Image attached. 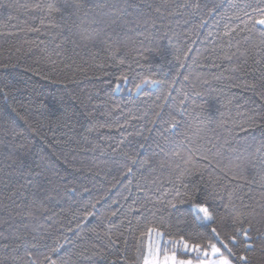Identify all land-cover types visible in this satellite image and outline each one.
<instances>
[{
	"label": "trees",
	"instance_id": "trees-1",
	"mask_svg": "<svg viewBox=\"0 0 264 264\" xmlns=\"http://www.w3.org/2000/svg\"><path fill=\"white\" fill-rule=\"evenodd\" d=\"M258 6L0 0V264L57 241L64 264H143L146 225L197 230L190 197L264 229V48L241 22Z\"/></svg>",
	"mask_w": 264,
	"mask_h": 264
},
{
	"label": "snow or ice",
	"instance_id": "snow-or-ice-1",
	"mask_svg": "<svg viewBox=\"0 0 264 264\" xmlns=\"http://www.w3.org/2000/svg\"><path fill=\"white\" fill-rule=\"evenodd\" d=\"M243 16L244 19L241 21L244 25L243 30L249 33V36L244 37L245 41L249 40L252 34H256L260 37L259 47L264 48V6L254 7L250 13L244 12ZM83 38L89 39L87 35ZM226 58L231 59L230 56ZM120 63H123V60ZM121 79L127 81L126 76L117 77L118 81ZM157 83L156 80L144 77L130 91L140 89L145 84ZM119 90L120 84L117 83L112 91ZM0 93L7 99L8 93L4 87H0ZM238 127L241 131H246L243 125ZM140 147L143 148L144 145L141 144ZM135 162V158H132V163ZM141 163H147V161ZM126 172L130 175L133 169L128 167ZM36 175L40 174L36 173ZM190 199L192 206L188 215L197 230L186 232L184 229L177 228L174 235L169 234L168 239H163L166 233L151 224L146 225L145 230L140 233L137 244L139 258L140 247L144 238H147V250L142 253L143 264H253L252 253L258 249L261 254H264V229L257 228L253 224L252 219L249 218L251 213L247 211L246 206L237 209L235 205L225 204L224 207L229 211L224 216H218L207 201L199 202L195 197ZM95 207L96 205L93 204L92 208L95 209ZM262 212H264V206H262ZM92 215L93 212H87L84 219ZM254 231L256 235H253ZM64 242H68L67 237H64ZM32 247L37 246L32 245ZM63 247L64 243L57 241L54 247L49 248L48 254L42 255V258H38L31 251H26V264H64L62 259H53L52 256V253H58Z\"/></svg>",
	"mask_w": 264,
	"mask_h": 264
}]
</instances>
